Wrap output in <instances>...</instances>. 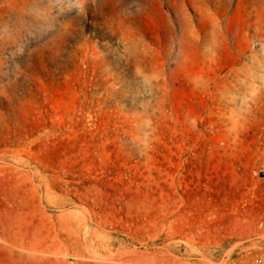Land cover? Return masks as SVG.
I'll use <instances>...</instances> for the list:
<instances>
[{
	"label": "rangeland",
	"instance_id": "374dc122",
	"mask_svg": "<svg viewBox=\"0 0 264 264\" xmlns=\"http://www.w3.org/2000/svg\"><path fill=\"white\" fill-rule=\"evenodd\" d=\"M262 252L264 0H0V264Z\"/></svg>",
	"mask_w": 264,
	"mask_h": 264
},
{
	"label": "built area",
	"instance_id": "2783aa9c",
	"mask_svg": "<svg viewBox=\"0 0 264 264\" xmlns=\"http://www.w3.org/2000/svg\"><path fill=\"white\" fill-rule=\"evenodd\" d=\"M249 264H264V252L256 254Z\"/></svg>",
	"mask_w": 264,
	"mask_h": 264
}]
</instances>
